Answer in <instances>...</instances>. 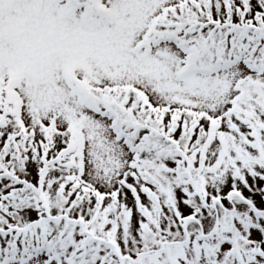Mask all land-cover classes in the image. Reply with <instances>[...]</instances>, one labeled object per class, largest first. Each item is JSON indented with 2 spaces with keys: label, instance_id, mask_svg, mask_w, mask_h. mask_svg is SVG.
Returning <instances> with one entry per match:
<instances>
[{
  "label": "snow or ice",
  "instance_id": "1",
  "mask_svg": "<svg viewBox=\"0 0 264 264\" xmlns=\"http://www.w3.org/2000/svg\"><path fill=\"white\" fill-rule=\"evenodd\" d=\"M0 264H264V0H0Z\"/></svg>",
  "mask_w": 264,
  "mask_h": 264
}]
</instances>
